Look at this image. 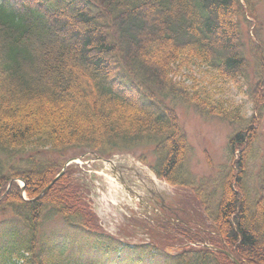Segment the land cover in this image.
<instances>
[{"label":"trees","instance_id":"1","mask_svg":"<svg viewBox=\"0 0 264 264\" xmlns=\"http://www.w3.org/2000/svg\"><path fill=\"white\" fill-rule=\"evenodd\" d=\"M258 1L0 0V264H234L206 244L264 264ZM252 24L254 37L245 35ZM194 66L214 79L192 75ZM225 85L247 95L251 114L229 102ZM178 105L232 126L227 159L198 185ZM145 146L159 175L206 211L211 230L189 217L134 220L152 240L123 244L101 228L76 164L44 191L68 151Z\"/></svg>","mask_w":264,"mask_h":264},{"label":"rangeland","instance_id":"2","mask_svg":"<svg viewBox=\"0 0 264 264\" xmlns=\"http://www.w3.org/2000/svg\"><path fill=\"white\" fill-rule=\"evenodd\" d=\"M255 14L259 20L264 22V0L257 2ZM219 18L221 24L227 27V19L222 13H219ZM228 19L230 20V18ZM248 27L249 26H246L245 28V35H248V31H251V35H253L252 25L250 28ZM77 28L83 29L81 26ZM203 69L202 66H194L192 75L197 78H203L207 83L212 81L214 77L210 73L207 74L203 72ZM187 73L188 71H183V75H180L179 78L186 79ZM188 83L191 82L188 81ZM223 95L231 103L242 104L247 114L252 113L251 102L247 95L239 89L225 85ZM176 110L192 146L189 163L191 172L197 178L196 184L198 185L199 182L203 180L208 181L218 173V167L225 159L228 137L231 133L232 126L218 118L210 120L204 119L201 115L196 113L193 108L178 105ZM259 145L261 155H263L261 162H264V120L262 122V136ZM71 153L72 152L68 151L67 155L70 156ZM143 153H147L148 161L154 164L155 157L152 153V147H138L135 155L140 156ZM80 155H84V157H78L76 160L81 169L80 174L82 181L85 183L86 192L89 194L91 205L99 218L101 228L115 238H118L123 244H138L148 241L149 238L147 235L142 234V231H139L137 227L134 228L127 225L130 216L145 217L147 215L145 208L139 204V199L132 196L128 188L117 179L109 162L95 159L83 151H81ZM208 157L214 164L213 167L210 165ZM113 159L116 164L125 161L126 165H130L127 161L129 158L126 156ZM257 171L258 170H255L253 173L255 176L257 175ZM122 172L127 173V170H122ZM114 179H116V181L113 182ZM128 179L137 182L130 174L128 175ZM128 186L131 187L132 190L134 188L137 193H143L138 184L137 186L128 184ZM174 188L175 187L172 188L170 185H163V191L165 194H169V200L173 199V197L176 198L181 196V192H183ZM190 211L196 216L201 217V221L207 224V220L203 218L204 216L200 209L199 213H196L193 209ZM149 212H151V210L148 211V213ZM125 225L127 226L125 231H123L122 227ZM55 226H57L56 221L51 223L49 229ZM181 245H183L182 242L179 246ZM175 250H177V248H172V251Z\"/></svg>","mask_w":264,"mask_h":264},{"label":"water","instance_id":"3","mask_svg":"<svg viewBox=\"0 0 264 264\" xmlns=\"http://www.w3.org/2000/svg\"><path fill=\"white\" fill-rule=\"evenodd\" d=\"M66 166H67V165H65L64 168H65ZM56 179H57V178H55L54 181H55ZM54 181H53V182H54ZM53 182H52V183H53ZM52 183H51V184H52ZM51 184H50V185H51ZM50 185H49V186H50ZM223 251H224L225 253H227V254L232 258V260H233L236 264H240V262L234 257V255H233L232 253L227 252V251H225V250H223Z\"/></svg>","mask_w":264,"mask_h":264},{"label":"bare ground","instance_id":"4","mask_svg":"<svg viewBox=\"0 0 264 264\" xmlns=\"http://www.w3.org/2000/svg\"><path fill=\"white\" fill-rule=\"evenodd\" d=\"M113 179V178H112ZM116 181V179L113 180V182Z\"/></svg>","mask_w":264,"mask_h":264}]
</instances>
